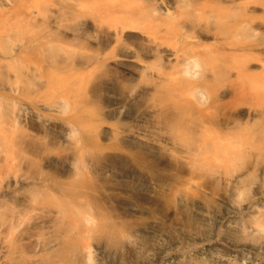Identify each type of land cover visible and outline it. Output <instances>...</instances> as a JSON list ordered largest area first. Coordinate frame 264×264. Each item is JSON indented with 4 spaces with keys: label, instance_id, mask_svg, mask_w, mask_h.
Instances as JSON below:
<instances>
[{
    "label": "bare ground",
    "instance_id": "6f19581e",
    "mask_svg": "<svg viewBox=\"0 0 264 264\" xmlns=\"http://www.w3.org/2000/svg\"><path fill=\"white\" fill-rule=\"evenodd\" d=\"M17 1L0 29L2 264H74L81 239L88 264L94 243L101 264H264L262 203L244 223L208 209L264 154V4Z\"/></svg>",
    "mask_w": 264,
    "mask_h": 264
},
{
    "label": "rangeland",
    "instance_id": "374dc122",
    "mask_svg": "<svg viewBox=\"0 0 264 264\" xmlns=\"http://www.w3.org/2000/svg\"><path fill=\"white\" fill-rule=\"evenodd\" d=\"M18 2L17 0H0V29L2 28H9L10 22H6V14L8 13L7 11L13 7L12 5L15 4L16 2ZM250 5L254 6V5H261L264 4V0H247ZM246 1V2H247ZM20 2V0H19ZM248 3V4H249ZM4 15V16H2ZM8 25V26H7ZM14 43V41L12 42ZM16 44V43H14ZM4 96V93L2 94ZM222 112V113H221ZM221 114L218 116L219 119L216 118V123L218 125H221L224 120H225V115L227 116V111L225 110H221ZM220 120V121H219ZM219 121V122H218ZM5 123V121H2ZM9 131L13 132L15 130H17V127H11L8 128ZM9 149L8 148H4V146H0V182L2 181V179L8 174L10 173L13 169H5V163L3 162V160L5 159V154L7 153ZM261 157V158H260ZM250 162H248L247 166L248 169H253V172L249 175L247 174V170L246 169L244 172H239L238 174H236V180H238V184L236 187V192L234 191V194H232V196L229 195L228 192V199L226 201H224V203H215V201H212V205L208 206L209 211L212 214H216L217 212H219V210H221L224 206L226 205H234L237 208H239V212L240 215L238 216V218L236 219V221H239L241 223H244L245 220V216H244V209L249 205V204H261L264 206V154L261 153H255L253 155H251V158H249ZM248 160V161H249ZM106 181H109L110 178L107 177L105 179ZM219 191L223 189V186H221L220 188H218ZM168 195V194H166ZM165 194L162 195V202L161 204H163V199L167 200V198H169L168 196H166ZM167 197V198H166ZM166 198V199H165ZM258 199V200H257ZM169 200V199H168ZM1 201V200H0ZM258 201V202H257ZM141 203V202H140ZM186 206V207H185ZM181 208L182 214L184 215L185 218H187L189 220V226L186 225V228H194V225L196 224L194 222V218L191 212L192 208L190 206V204L185 205ZM84 207L86 209V211L91 215H94V211L93 209H91L90 207L86 206L84 204ZM165 209V208H164ZM160 211V213H163V210ZM262 209V207H261ZM264 209V207H263ZM264 212V210H261ZM9 212V211H8ZM154 213V212H153ZM156 214V212H155ZM0 238L2 237H9L11 235V231L4 228L3 225H6V220L4 219V217L0 216ZM188 226V227H187ZM163 229H169L170 226L165 223L164 226L160 227ZM214 231V232H213ZM201 233L206 234V236L204 237L206 240V244L211 245L212 241H213V237L216 236L217 234H219L220 231H218V228L215 229L214 226L211 227V232H213V237L210 236V232L208 231H200ZM84 239L79 240L76 243V246L72 252L70 253V258L71 261L74 262V264H88L87 260V252L84 250ZM92 244V243H91ZM96 245L97 243H94L91 245L90 249H89V264H101L104 263L103 258L104 257H100V255H98L97 251H96ZM27 248V247H26ZM29 249V248H27ZM114 253V252H112ZM126 253V252H125ZM124 252L122 253H118V254H114L112 255L111 258H115L117 261L121 262V264H178L180 261H182L183 263L188 262L192 259H194V253L193 252H185L180 254V252H173L169 255H165L160 257L159 259H157L155 262L149 263V261H146V259L143 258H136L134 256H131L129 253L125 254ZM244 254H246V256H252L249 253L245 252ZM31 255V254H28ZM99 258L101 259V261L99 260ZM98 259V260H97ZM201 261L205 262L206 264H210L208 261V258H204ZM3 263V259H0V264Z\"/></svg>",
    "mask_w": 264,
    "mask_h": 264
}]
</instances>
